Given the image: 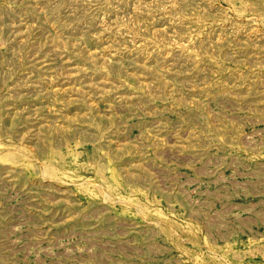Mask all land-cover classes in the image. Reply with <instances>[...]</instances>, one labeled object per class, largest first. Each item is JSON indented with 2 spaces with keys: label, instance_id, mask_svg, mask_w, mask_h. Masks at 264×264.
Masks as SVG:
<instances>
[{
  "label": "rangeland",
  "instance_id": "obj_1",
  "mask_svg": "<svg viewBox=\"0 0 264 264\" xmlns=\"http://www.w3.org/2000/svg\"><path fill=\"white\" fill-rule=\"evenodd\" d=\"M0 264H264V0H0Z\"/></svg>",
  "mask_w": 264,
  "mask_h": 264
}]
</instances>
